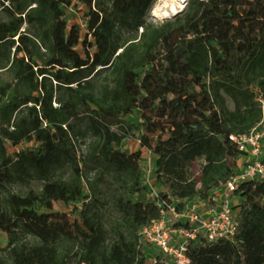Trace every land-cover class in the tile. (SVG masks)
I'll list each match as a JSON object with an SVG mask.
<instances>
[{
	"label": "trees",
	"instance_id": "16d2710c",
	"mask_svg": "<svg viewBox=\"0 0 264 264\" xmlns=\"http://www.w3.org/2000/svg\"><path fill=\"white\" fill-rule=\"evenodd\" d=\"M103 1L3 6L9 21L0 20V69L13 82L0 87V188L45 184L40 193L0 198V233L8 240L0 264H149L140 231L159 207L146 196L143 155L157 159L160 200L180 207L205 201L239 172L241 152L231 136L249 134L264 119L253 96L245 111L219 108L222 91L234 97L245 71L264 97V0H190L158 27L146 21L156 0ZM67 10L82 12L81 22ZM25 25L34 34L22 32ZM99 67L96 75L110 71L116 81L100 95L89 80ZM74 121H86L96 139L80 161L69 150L81 133ZM132 140L139 150L123 152ZM66 165L71 176L53 179ZM107 177L124 181L116 205L126 231L118 229L112 242L97 195ZM236 195L235 240L192 242V264H264V183L243 182ZM24 236L35 244L21 242ZM63 242L77 250L64 252ZM156 264H164L158 256Z\"/></svg>",
	"mask_w": 264,
	"mask_h": 264
},
{
	"label": "rangeland",
	"instance_id": "374dc122",
	"mask_svg": "<svg viewBox=\"0 0 264 264\" xmlns=\"http://www.w3.org/2000/svg\"><path fill=\"white\" fill-rule=\"evenodd\" d=\"M183 0H156L152 9L149 11L146 21L148 24H151L154 27L161 26L162 24L166 23L167 21L173 20L177 15L181 14L182 11L185 10L187 4L190 0H186L185 3H181ZM103 4L105 7H107L108 2L105 0L103 1ZM156 4H159L161 6V11L159 12V15H153L152 10ZM12 6V0H0V20L7 22L9 21V18L6 14V12L3 10V6ZM183 7L182 10L178 11L176 14L171 16H163L164 13L168 12V9L166 6L169 7ZM79 9H82V6H79ZM67 13L73 18L72 21L74 23H77L78 21L81 22L80 18H82L83 15L82 12H75L73 10H67ZM82 24V23H81ZM22 32H27L34 34V31L28 26L25 25L22 28ZM143 32V29L140 28L138 31V34L133 33V37L136 35L138 38L141 36ZM92 42V38L90 39ZM79 51L81 54H83V49L79 48ZM122 51V50H121ZM120 51V52H121ZM102 69V67L97 68L95 71V74L89 79L91 80L92 85L95 86L96 93L98 95L101 94V91L104 89L111 87L113 88L115 86V77L113 74L108 71L104 72L102 74L96 73ZM102 72V70H100ZM13 82V76L9 71L0 69V87L4 86L7 83ZM238 84H233V86L236 88L237 92L235 93L234 97L230 94L226 93L225 90L222 91L223 99L220 101L219 108L222 111L225 112H232L235 111L237 106H241L242 110L245 111V108L243 107L244 101L247 100L249 96H253L256 102H258L261 107H264V97L258 87V82L256 78L248 73L243 72L241 76L238 79ZM57 105L55 104V107ZM135 122L138 121V116H134L132 118ZM74 129L80 131V135L73 136L72 141L70 143V152L72 154H75L77 156V159L80 161L82 157H88L89 154L92 152L93 146L96 142V139L93 137V135L88 132L86 121H74ZM242 127V126H241ZM140 143L138 141H126L122 147L123 152L133 153L139 150ZM20 149V148H19ZM156 157L151 154L150 152H146L143 155V161H142V181L144 186L147 188V199L153 201L157 197H159V194L163 191V188L161 184L156 179ZM117 161V158L115 162ZM72 174V171L70 167L67 165L57 169L53 179L55 180H61L65 178H69ZM95 172H92L90 174V177L94 176ZM45 182L44 181H17L15 183H6L0 188V198L5 197L7 194L10 193H17V194H26L29 191H34L36 193H40L43 190ZM124 185V181L122 179H112L107 177L106 181L100 184V187L97 191L98 197L102 200L103 205L101 206V218L103 221V224L107 230L109 240L112 242L115 239L116 231L118 229L124 228L122 227V221L121 217L122 214L118 209L117 200L121 198L122 196V189ZM232 205H237L239 203V198L235 196L231 200ZM60 210L70 214L72 209L70 207H67L65 205L59 206ZM121 225V227H120ZM126 231V229L124 228ZM21 242L23 243H29V244H35V239L24 236L21 238ZM8 244V240L6 238V235L0 233V249L5 248ZM74 244H69L67 242H63L61 244V248L64 252H72L75 247ZM146 255V260L149 264L153 263V260L155 258L156 252L155 250L145 244L144 242L141 244ZM77 250V248L75 249ZM3 252L0 251V257H2Z\"/></svg>",
	"mask_w": 264,
	"mask_h": 264
},
{
	"label": "built area",
	"instance_id": "2783aa9c",
	"mask_svg": "<svg viewBox=\"0 0 264 264\" xmlns=\"http://www.w3.org/2000/svg\"><path fill=\"white\" fill-rule=\"evenodd\" d=\"M264 108V107H263ZM241 152L239 172L225 188L208 200L194 199L180 207L175 199H154L159 214L141 228V242L152 247L164 264H192L188 255L192 242L234 241L241 226L232 198L246 181L264 183V119L246 135H232Z\"/></svg>",
	"mask_w": 264,
	"mask_h": 264
},
{
	"label": "bare ground",
	"instance_id": "6f19581e",
	"mask_svg": "<svg viewBox=\"0 0 264 264\" xmlns=\"http://www.w3.org/2000/svg\"><path fill=\"white\" fill-rule=\"evenodd\" d=\"M186 2V0H183V1H181V3H185ZM170 8V9H168V12L167 13H164L163 14V16H171V15H174V14H176L178 11H180V10H182L183 9V7H182V5L181 6H179V7H176V6H173V7H169V6H166V8ZM161 11V6H159V4H156L155 6H154V8H153V10H152V14L153 15H159V12Z\"/></svg>",
	"mask_w": 264,
	"mask_h": 264
},
{
	"label": "water",
	"instance_id": "95a60500",
	"mask_svg": "<svg viewBox=\"0 0 264 264\" xmlns=\"http://www.w3.org/2000/svg\"><path fill=\"white\" fill-rule=\"evenodd\" d=\"M183 12V11H182Z\"/></svg>",
	"mask_w": 264,
	"mask_h": 264
}]
</instances>
